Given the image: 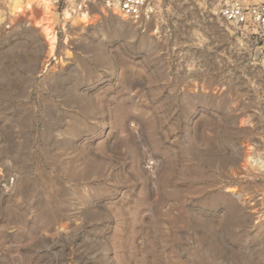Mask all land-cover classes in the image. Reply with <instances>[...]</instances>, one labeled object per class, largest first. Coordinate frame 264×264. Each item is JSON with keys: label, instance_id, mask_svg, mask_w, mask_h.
Masks as SVG:
<instances>
[{"label": "rangeland", "instance_id": "1", "mask_svg": "<svg viewBox=\"0 0 264 264\" xmlns=\"http://www.w3.org/2000/svg\"><path fill=\"white\" fill-rule=\"evenodd\" d=\"M70 1L50 46L0 0V264H264V70L234 0Z\"/></svg>", "mask_w": 264, "mask_h": 264}, {"label": "built area", "instance_id": "2", "mask_svg": "<svg viewBox=\"0 0 264 264\" xmlns=\"http://www.w3.org/2000/svg\"><path fill=\"white\" fill-rule=\"evenodd\" d=\"M108 12L116 10L125 19L139 22L149 18L152 0H100ZM57 2L56 4H58ZM219 17L245 41L250 65L264 70V0H234L223 5Z\"/></svg>", "mask_w": 264, "mask_h": 264}, {"label": "bare ground", "instance_id": "3", "mask_svg": "<svg viewBox=\"0 0 264 264\" xmlns=\"http://www.w3.org/2000/svg\"><path fill=\"white\" fill-rule=\"evenodd\" d=\"M74 1L78 0L70 1L72 4L66 11V16L73 20H85L87 17V12L85 10L86 0H79L77 3H74ZM56 2H58V0H6L5 10L10 18H12V21H23L24 19L32 21L34 19L32 23L40 28V32L45 35L51 46L54 43V31L48 25L49 21L43 19V17L51 11ZM110 13L120 15L116 10ZM248 159L249 156L246 158V161H248Z\"/></svg>", "mask_w": 264, "mask_h": 264}, {"label": "water", "instance_id": "4", "mask_svg": "<svg viewBox=\"0 0 264 264\" xmlns=\"http://www.w3.org/2000/svg\"><path fill=\"white\" fill-rule=\"evenodd\" d=\"M253 222V221H252Z\"/></svg>", "mask_w": 264, "mask_h": 264}]
</instances>
